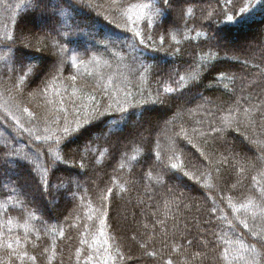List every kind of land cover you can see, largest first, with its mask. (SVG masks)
I'll return each mask as SVG.
<instances>
[{
	"label": "trees",
	"instance_id": "obj_1",
	"mask_svg": "<svg viewBox=\"0 0 264 264\" xmlns=\"http://www.w3.org/2000/svg\"><path fill=\"white\" fill-rule=\"evenodd\" d=\"M161 11L0 0V264H264V0Z\"/></svg>",
	"mask_w": 264,
	"mask_h": 264
},
{
	"label": "snow or ice",
	"instance_id": "obj_2",
	"mask_svg": "<svg viewBox=\"0 0 264 264\" xmlns=\"http://www.w3.org/2000/svg\"><path fill=\"white\" fill-rule=\"evenodd\" d=\"M39 2V0H38ZM188 0H185V3H187ZM176 3V0H160V7H161V15H168L170 14V9L172 8L173 4ZM181 15H183V11L181 10ZM232 18L229 17V20H231ZM136 36H140L141 34L139 32L135 33ZM18 39H20L21 43H22V47H18L15 50V61L16 63H19L21 65V71L23 72L25 66L28 64L29 59L31 60H36L37 57L34 53L32 52H28L25 51V49H27L29 47V44L24 43V40L26 39L23 36H19ZM147 40H151L152 37L150 35L146 36ZM141 43H144V40L140 41ZM16 41H13V44H15ZM160 43L163 44L164 43V37L160 38ZM61 51H64L63 49H61ZM29 72H38V69L34 68V67H29L28 68ZM21 79H23V77H21ZM74 79V78H73ZM25 111H27V109H25ZM29 115H31V113H29ZM64 131L67 133L69 131V129L66 127L64 129ZM56 159H59L58 157ZM53 163H55V160L53 161ZM177 165L173 164L172 165V169H176ZM185 175H187V173H185ZM41 190L45 191L43 185H41ZM163 223V222H161ZM145 227H147V225H145ZM189 243H191V241H189ZM9 248H11V244L8 245ZM148 255H152L154 256L155 253H147ZM168 264H172V261L169 260Z\"/></svg>",
	"mask_w": 264,
	"mask_h": 264
},
{
	"label": "rangeland",
	"instance_id": "obj_3",
	"mask_svg": "<svg viewBox=\"0 0 264 264\" xmlns=\"http://www.w3.org/2000/svg\"><path fill=\"white\" fill-rule=\"evenodd\" d=\"M79 58V54L78 52H76L75 49H70L69 50V55H68V59H69V62L72 64V65H75L77 60Z\"/></svg>",
	"mask_w": 264,
	"mask_h": 264
}]
</instances>
